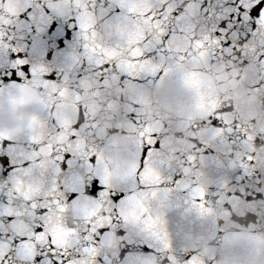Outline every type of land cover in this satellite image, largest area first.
Listing matches in <instances>:
<instances>
[{"label":"snow or ice","instance_id":"snow-or-ice-1","mask_svg":"<svg viewBox=\"0 0 264 264\" xmlns=\"http://www.w3.org/2000/svg\"><path fill=\"white\" fill-rule=\"evenodd\" d=\"M0 264H264V0H0Z\"/></svg>","mask_w":264,"mask_h":264}]
</instances>
